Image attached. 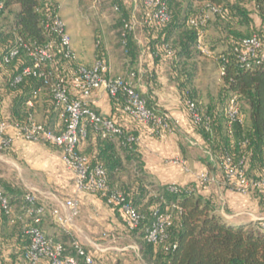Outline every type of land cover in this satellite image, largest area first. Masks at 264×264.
Listing matches in <instances>:
<instances>
[{
    "label": "trees",
    "instance_id": "obj_1",
    "mask_svg": "<svg viewBox=\"0 0 264 264\" xmlns=\"http://www.w3.org/2000/svg\"><path fill=\"white\" fill-rule=\"evenodd\" d=\"M160 1L164 2L169 18L159 24L141 23L146 33V51H149L155 63H165L168 67L179 89L185 112L186 91L195 103L200 121L193 124L186 115L203 140L209 153L207 157L216 159L222 174L228 158L229 163L241 169L248 179L258 178L264 172V0H245L250 4V10L234 0ZM0 2V73L4 78V92L14 94V110L20 115V118L13 120L25 119L29 110L23 102L37 88L41 89L45 107L58 114L53 108L49 78L28 75L18 84L12 85L13 78L21 69L32 64L29 49L56 39L55 33L45 25L59 13L58 2ZM110 3L117 13L115 28L118 29L119 49L131 69L138 59L139 47L134 31L130 28V14L123 0H110ZM211 6L218 8L211 15L219 30L220 42L226 46L216 53L212 51L214 45L210 46L211 53L203 41L211 25L210 19L207 18L201 28L189 23L191 18L200 12H207ZM241 26L245 27L244 31L240 30ZM253 35L257 36L262 48L257 58L251 59L250 66L246 67L240 62L236 49L239 50L243 40ZM95 47L97 56L103 57L101 39L96 40ZM12 49H18V54L4 62L3 57ZM209 53L214 55L218 69L222 71L221 87L216 100L205 102L194 88V80L197 59ZM74 68L75 62L55 53L52 63L42 69L50 73L52 78L59 75L69 78ZM136 90L145 98L149 109L159 115L164 114ZM231 97H235L239 106L234 120L226 115ZM113 101L123 109V96ZM120 130L121 133L117 134L96 131L87 126L84 138L94 136L97 152L83 154L88 156L91 166L99 165L105 170L109 186L122 191L141 215L138 227L127 230L135 239L139 257L144 264H264V227L261 223L231 222L219 212L212 197L200 195L196 188L162 185L148 180L142 162L138 156L135 157L136 141L128 140L131 136L135 139L137 136L121 127ZM117 151L122 153V158L117 156ZM205 164L211 166L209 161H205ZM132 167H135L136 173L130 172ZM118 170L125 171L128 181L120 180ZM0 190L7 201V209L0 206V264H26L24 252L30 238L25 228L30 226H37L46 238L61 242L65 247V255L76 257L80 264H84L77 255L75 239L70 234L62 232L54 236L44 232L42 222L46 212L38 224L34 223V215L28 214L32 205L25 199V190L5 181H0ZM253 191L264 202L261 193ZM39 204L37 200L33 206ZM156 211L168 214L169 224L165 226L164 237L152 242L147 240V231L155 221ZM41 261L50 264L47 259Z\"/></svg>",
    "mask_w": 264,
    "mask_h": 264
},
{
    "label": "crops",
    "instance_id": "obj_2",
    "mask_svg": "<svg viewBox=\"0 0 264 264\" xmlns=\"http://www.w3.org/2000/svg\"><path fill=\"white\" fill-rule=\"evenodd\" d=\"M135 38L139 56L131 69L121 54L116 38L110 45H104L102 41L103 57L109 62L112 75L129 78L141 94L164 113L170 121V130L160 135L151 133L148 126L128 116L104 88L91 93V108L137 136L135 157L138 156L142 162L148 180L162 185L196 188L200 195L212 197L219 212L231 222H264V202L256 192L244 194L221 181L222 168L216 159L207 157L209 153L186 115L179 89L168 67L165 63H155L143 42L136 35ZM72 49L76 54V62L80 64L90 65L97 56L96 47L90 41H80L73 32ZM4 86V78L0 73V117L18 119L20 115L14 108V94L4 92ZM199 87L194 80V88L203 97ZM31 110L37 121L52 130L60 131L63 128L60 116L45 107L41 90ZM9 133L13 135L10 148L18 158L27 162L30 180H35L31 188L37 192L38 202L45 208L46 217L42 228L46 234L59 236L67 232L93 255L95 264L115 261L119 264H144L120 212L107 206L98 195L76 189L73 175L62 162L59 148L49 143L27 141L13 131ZM79 150L88 155L97 152L94 136L81 138ZM117 156L122 158V153L117 151ZM204 160L209 161L211 166L207 167ZM133 163L136 164V161ZM129 170L132 174L136 173L135 167ZM201 172H207L214 181L201 187L196 178ZM117 175L121 181H128L124 170H118ZM71 196L79 200L80 213L69 225L61 227L50 216V210L60 207L61 202ZM126 239L129 240L127 243ZM38 264H47V261Z\"/></svg>",
    "mask_w": 264,
    "mask_h": 264
},
{
    "label": "built area",
    "instance_id": "obj_3",
    "mask_svg": "<svg viewBox=\"0 0 264 264\" xmlns=\"http://www.w3.org/2000/svg\"><path fill=\"white\" fill-rule=\"evenodd\" d=\"M141 1L145 6L141 23L155 22L159 24L168 20L169 15L164 2L160 0ZM217 11V7L211 6L207 12L214 14ZM207 12H200L191 18L190 25L196 28L204 26L208 18ZM45 27L55 33L56 39L45 44L34 45L32 49H29L28 53L32 58V64L21 69L13 78L12 85L18 84L28 75L49 78L53 108L62 119L63 128L61 131H54L34 118L31 109L41 90L37 88L23 102V105L29 110L25 119H0V149H7L11 146L13 135L9 131H13L15 135L21 136L27 141L49 143L59 148L62 162L71 171L76 189L98 195L107 206L120 212L129 230H134L138 227L141 219L137 209L127 200L122 191L109 186L105 170L99 165L91 166L88 156L79 150V142L85 136L87 126H91L96 131L121 133L120 127L113 120L91 108L89 97L93 91L99 88H104L112 100L123 96L125 104L122 110L132 119L148 126L151 133L155 135L170 130V121L164 114L159 115L147 107L145 98L139 94L129 78L112 75L106 58L96 56L90 65L77 63L76 54L72 49V41L59 14L53 16ZM130 28H133L132 24ZM261 48V43L256 35L243 40L241 48L236 49L240 62L249 67L250 60L257 58ZM202 51L207 52L205 49ZM55 53L75 62V68L69 78L65 75L52 78L50 73L42 69L52 63ZM17 54L18 49H12L3 57V61L8 62ZM185 97L186 113L193 124L198 123L201 117L195 103L188 97V91L185 92ZM238 112L237 101L235 97H231L226 108V115L230 120H234ZM128 140L136 141L137 139L131 136ZM196 178L200 186L214 181L207 172L199 173ZM221 181L244 194L257 190L264 198V172L256 179H248L244 172L232 166L227 158ZM25 199L32 205L28 214H33L34 223L38 224L45 213L44 206L41 204L33 206L37 198L31 192L26 193ZM0 206L7 209V201L1 190ZM79 213L80 203L75 196L63 200L60 207L50 210V216L61 227L69 225ZM168 224L169 215L159 214L156 211L155 221L147 231V240L155 242L163 238L165 226ZM261 225L264 227V222ZM25 233L30 238L29 246L24 252L26 264H38L42 259H47L50 264H80L78 258L64 254L65 247L61 242L46 238L37 226H30L28 229L26 227ZM74 244L77 255L82 258L84 264H95L90 253L86 252L76 241Z\"/></svg>",
    "mask_w": 264,
    "mask_h": 264
},
{
    "label": "rangeland",
    "instance_id": "obj_4",
    "mask_svg": "<svg viewBox=\"0 0 264 264\" xmlns=\"http://www.w3.org/2000/svg\"><path fill=\"white\" fill-rule=\"evenodd\" d=\"M59 4V15L62 18L65 29L72 41V32L80 41H90L93 47L96 46V40L99 38L103 44H111L117 39V13L111 7L110 0H56ZM233 1V0H232ZM247 9H251L250 4L245 0H234ZM126 9L130 14V21L134 35L145 45L146 33L141 25L144 7L141 0H123ZM253 14V13H251ZM211 25L204 35L203 41L205 48L210 52V46H213V52H219L226 46L220 42V33L213 23L214 17L207 12ZM244 31L245 27L241 26ZM219 40V41H218ZM212 53V52H211ZM196 85L203 93V100H216L221 87V75L217 62L213 54H204L196 61ZM23 163H22V162ZM0 181H5L17 186L18 188L31 192L37 198V192L31 188L35 180L29 176L27 162L21 160L9 147L0 149ZM38 201H40L37 198ZM49 205V204H48ZM130 238L135 239L130 235ZM129 240L126 239L125 243Z\"/></svg>",
    "mask_w": 264,
    "mask_h": 264
}]
</instances>
